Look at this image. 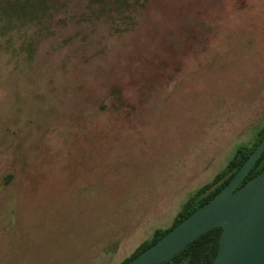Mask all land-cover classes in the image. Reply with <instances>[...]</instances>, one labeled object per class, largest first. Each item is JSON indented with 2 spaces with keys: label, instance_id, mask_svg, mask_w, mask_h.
<instances>
[{
  "label": "rangeland",
  "instance_id": "1",
  "mask_svg": "<svg viewBox=\"0 0 264 264\" xmlns=\"http://www.w3.org/2000/svg\"><path fill=\"white\" fill-rule=\"evenodd\" d=\"M18 1L0 264H120L264 127V0Z\"/></svg>",
  "mask_w": 264,
  "mask_h": 264
},
{
  "label": "water",
  "instance_id": "2",
  "mask_svg": "<svg viewBox=\"0 0 264 264\" xmlns=\"http://www.w3.org/2000/svg\"><path fill=\"white\" fill-rule=\"evenodd\" d=\"M263 152L264 135L216 195L125 264H162L217 227L222 232L211 264H264V170L243 184Z\"/></svg>",
  "mask_w": 264,
  "mask_h": 264
},
{
  "label": "trees",
  "instance_id": "3",
  "mask_svg": "<svg viewBox=\"0 0 264 264\" xmlns=\"http://www.w3.org/2000/svg\"><path fill=\"white\" fill-rule=\"evenodd\" d=\"M18 1V0H17ZM20 1V0H19ZM18 1V2H19ZM21 4L18 10L24 17L27 15L25 9L30 10V2L27 0L20 1ZM24 9V10H23ZM32 11V10H31ZM33 12V11H32ZM34 15V12H33ZM5 17L4 13H0V19ZM264 135V127H262L256 135L255 140L251 144L242 145L237 148L232 158L228 161L225 169L218 174L214 180L204 186H202L194 196H192L183 206L182 210L176 215L172 225L165 230L154 231L151 238L145 240L136 250L120 264H125L132 258L137 256L139 253L147 249L149 246L154 244L158 239L164 236L170 229L177 225L181 220L190 215L198 207L204 205L214 195H216L233 177L236 171L241 167L248 156L253 152L257 144L260 142ZM264 170V152L260 159L257 161L255 166L252 168L250 173L247 175L245 181L251 180L253 177L258 175ZM222 228L217 227L207 231L206 233L199 236L196 240L190 243L184 250L174 255L172 258L163 262L162 264H211L214 260L218 249L219 240L221 236Z\"/></svg>",
  "mask_w": 264,
  "mask_h": 264
}]
</instances>
